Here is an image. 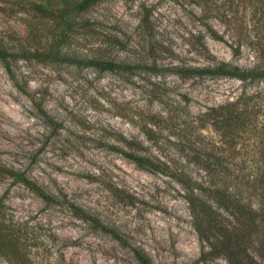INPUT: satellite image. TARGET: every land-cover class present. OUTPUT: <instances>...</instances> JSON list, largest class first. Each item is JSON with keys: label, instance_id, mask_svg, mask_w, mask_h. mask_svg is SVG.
<instances>
[{"label": "rangeland", "instance_id": "rangeland-1", "mask_svg": "<svg viewBox=\"0 0 264 264\" xmlns=\"http://www.w3.org/2000/svg\"><path fill=\"white\" fill-rule=\"evenodd\" d=\"M203 1L0 0V163L56 195L0 174L1 211L69 264H139L133 247L155 264H264L246 215L264 207V76L194 68L264 55L258 2ZM123 135L175 175L127 157ZM220 185L228 200L207 201Z\"/></svg>", "mask_w": 264, "mask_h": 264}, {"label": "trees", "instance_id": "trees-1", "mask_svg": "<svg viewBox=\"0 0 264 264\" xmlns=\"http://www.w3.org/2000/svg\"><path fill=\"white\" fill-rule=\"evenodd\" d=\"M231 1L232 0H223L219 2L217 8L221 9L222 7L224 9V7L227 4H230ZM82 2L89 3V0H82ZM257 2L258 4H256L257 6L254 13L258 15L257 22L261 27L262 37L264 38V0H257ZM212 4L213 2H211V0H205L200 3V7L202 11L206 13L207 11H212L214 8ZM210 31L214 33V37L219 35L216 30L211 29ZM248 31L249 29L247 26H245V30H239L242 34H245V32ZM203 45L205 44L203 43ZM204 47L207 49L206 45ZM97 63H101L106 68L115 65L111 62ZM194 68L199 71V73L209 72L220 75H232L241 79L263 77L264 55L261 56L260 59L258 58L250 68L246 69H241L238 66H231L226 62ZM118 141L122 145V148L119 149H121L127 157L135 161L139 166L147 167L164 174L175 175L174 164L152 152L149 145H146L143 140H140L139 138H128L123 135L118 138ZM114 147L118 148L119 146L115 145ZM0 174L12 178L13 182L22 183L45 202H49L56 197L54 192L47 190L39 182L29 177L24 171L17 169L12 165L6 166L0 163ZM224 189L223 185L208 189L210 193L207 194V201H210L211 199H216L218 202L227 201L228 194ZM1 208L2 197L0 196V264H50L45 261L47 256L52 255L55 258V261L60 262L61 264H69L63 251L57 249L56 252L53 250L55 247L54 240H51L50 242L46 239H40L34 234L32 226H28L27 221L15 220L8 213L1 211ZM246 215L253 221L256 230H259V223L264 224V207L251 208L246 212ZM131 251L139 264H155L151 257L142 248L133 247L131 248Z\"/></svg>", "mask_w": 264, "mask_h": 264}]
</instances>
